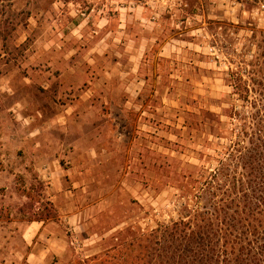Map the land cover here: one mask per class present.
<instances>
[{"label":"rangeland","instance_id":"obj_1","mask_svg":"<svg viewBox=\"0 0 264 264\" xmlns=\"http://www.w3.org/2000/svg\"><path fill=\"white\" fill-rule=\"evenodd\" d=\"M182 1L0 0V264H77L176 216L169 174L198 164L196 115L231 92L202 30L179 34ZM206 9L239 23L232 0ZM35 178L57 213L29 226Z\"/></svg>","mask_w":264,"mask_h":264},{"label":"trees","instance_id":"obj_2","mask_svg":"<svg viewBox=\"0 0 264 264\" xmlns=\"http://www.w3.org/2000/svg\"><path fill=\"white\" fill-rule=\"evenodd\" d=\"M212 1L183 0L179 34L202 30L213 60L226 68L223 81L231 92L221 113L200 109L196 115L198 164L169 174L176 216L154 215L144 228L128 226L77 264H264V0H232L238 24L205 16ZM34 183L22 190L30 204L19 212L27 223L54 220L48 186L37 178ZM32 193L44 203L37 209L43 213L34 210Z\"/></svg>","mask_w":264,"mask_h":264},{"label":"crops","instance_id":"obj_3","mask_svg":"<svg viewBox=\"0 0 264 264\" xmlns=\"http://www.w3.org/2000/svg\"><path fill=\"white\" fill-rule=\"evenodd\" d=\"M35 223H38V222L27 223V225L32 226V225L35 224ZM41 223H43V222H40V224H41Z\"/></svg>","mask_w":264,"mask_h":264}]
</instances>
